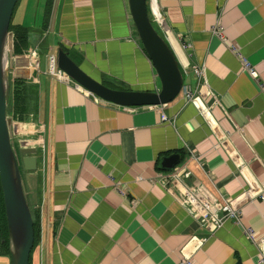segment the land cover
Returning a JSON list of instances; mask_svg holds the SVG:
<instances>
[{"label": "crops", "instance_id": "0c3cea01", "mask_svg": "<svg viewBox=\"0 0 264 264\" xmlns=\"http://www.w3.org/2000/svg\"><path fill=\"white\" fill-rule=\"evenodd\" d=\"M147 3L192 91L190 67L204 66L193 102L179 95L162 105H119L86 96L47 70L49 53L62 47L110 88H159L128 0H52L45 66L39 61V71L30 72L23 55L14 56L10 78L34 75L35 115L11 125L16 148L34 147L37 156L36 171L22 173L42 230L29 264H264L243 230L264 233V198L245 195L264 181V0H154L152 9ZM219 22L256 79L212 33ZM174 154L190 171L182 181L202 184L220 203H239L238 222L212 230L178 204L173 167L162 166Z\"/></svg>", "mask_w": 264, "mask_h": 264}, {"label": "water", "instance_id": "95a60500", "mask_svg": "<svg viewBox=\"0 0 264 264\" xmlns=\"http://www.w3.org/2000/svg\"><path fill=\"white\" fill-rule=\"evenodd\" d=\"M17 0H0V186L8 229L10 264H29L33 247V220L22 170L35 171L34 147L14 146L11 139L12 118L7 113L10 95V71L13 68L12 32L9 25ZM137 35L156 76L159 88L154 90H121L110 88L92 78L62 48L56 51V66L96 96L124 106L162 105L175 99L183 83L178 59L168 41L153 26L148 16L147 0H128ZM173 167L179 155L167 158Z\"/></svg>", "mask_w": 264, "mask_h": 264}, {"label": "built area", "instance_id": "2783aa9c", "mask_svg": "<svg viewBox=\"0 0 264 264\" xmlns=\"http://www.w3.org/2000/svg\"><path fill=\"white\" fill-rule=\"evenodd\" d=\"M148 2L152 9L154 0H148ZM153 14L155 21L160 24V19L158 18V16L154 12ZM212 33L219 38L222 44L229 48L231 53L240 61L242 68L246 70L251 77L256 79L258 74L254 66H252L248 59L241 53L240 47L227 38L223 25L220 22L213 26ZM189 47L190 44L186 41H183L181 43L182 50H188ZM36 49L37 46H35L34 48H30L26 54L29 60L28 65L32 68H37L38 64V56ZM47 62V70L50 74L55 76L58 81L64 84L73 85L76 89L80 90L86 96L97 98L92 92L88 91L87 89L79 85L77 82H75L65 71L60 68H57L55 64L54 55H48ZM190 68L197 79V86L194 91H192L187 84H183L181 86L179 95L185 102H193L195 100V98L197 97L200 82L204 76L203 65L193 64ZM161 118L164 120L166 119V117L162 113ZM189 174L190 171L187 170V161L183 160L181 163H179L173 168V172L171 173V181L178 191L175 195L178 204L182 208H184L192 218L202 223L207 222L212 230L219 228L227 219H234L237 222L240 220L241 207L239 203L235 205L229 204L228 202L220 203L215 198V196L202 184L193 181L191 183H186V181H182V179H188ZM114 188L123 196L126 194L125 190L121 188L118 183L115 185ZM245 195L247 198L257 196L263 199L264 181L259 182L255 188H253L252 186L249 187L245 191ZM243 230L248 239H250L257 246V261L260 263H264V233H261L251 227H244ZM39 237V242L41 245V228L39 232ZM182 264H191V261L186 259L185 261H183Z\"/></svg>", "mask_w": 264, "mask_h": 264}, {"label": "trees", "instance_id": "16d2710c", "mask_svg": "<svg viewBox=\"0 0 264 264\" xmlns=\"http://www.w3.org/2000/svg\"><path fill=\"white\" fill-rule=\"evenodd\" d=\"M20 2V0H17L10 25L9 30L13 33V53L15 55L22 54L26 52V50L31 46L30 40H29V29L27 26L21 25V24H14L12 21L13 14L15 12L16 6ZM52 4V0H46L45 3V9H44V21L47 22V15L50 11V7ZM150 21L152 22L153 26L157 30V32L162 36L160 30L155 26L153 23V20L149 14V11L147 9ZM45 29H46V24ZM21 60H23V65H25V58L23 57ZM35 90L34 85L31 83V81H26L23 79H17L14 78L10 83V96H9V104H8V114L11 115L13 121L15 122H25V120H29V117H33L35 115L34 112V103H35ZM183 155L181 156V158ZM182 161V160H181ZM31 211V208H30ZM32 220H33V232H34V242L33 247L31 249L30 255H29V262L31 260V253L34 249V247L38 243L39 239V224L38 220L36 219L35 215L32 213ZM0 255H7L9 256V248H8V229H7V222H6V216L4 211V203H3V196H2V190L0 186Z\"/></svg>", "mask_w": 264, "mask_h": 264}, {"label": "rangeland", "instance_id": "374dc122", "mask_svg": "<svg viewBox=\"0 0 264 264\" xmlns=\"http://www.w3.org/2000/svg\"><path fill=\"white\" fill-rule=\"evenodd\" d=\"M19 5L20 3L18 2L15 12L13 14L12 21L17 22L18 20L20 21L24 17V19L26 20L25 23L29 27L28 29H29L30 45L32 47H35V45L37 44L36 51H37L38 59L40 61V67H44L45 59H46L45 55L49 53L48 51L50 46L49 42L53 39L54 36L50 29L51 21L50 20L48 21L49 17L47 19L48 22L46 29L42 26L45 23L43 17L45 0H24L22 9L21 7L19 8ZM24 6L26 8L28 7L25 13H23ZM152 20L155 26L157 27L155 23V19L152 18ZM55 38L56 40L58 39L57 36ZM50 54H54L56 56V51L55 53H49V55ZM0 264H10V257L9 256L0 257Z\"/></svg>", "mask_w": 264, "mask_h": 264}, {"label": "bare ground", "instance_id": "6f19581e", "mask_svg": "<svg viewBox=\"0 0 264 264\" xmlns=\"http://www.w3.org/2000/svg\"><path fill=\"white\" fill-rule=\"evenodd\" d=\"M11 139H12V137H11ZM13 140V139H12ZM13 143H14V141H13ZM14 146L16 147V145L14 144ZM22 176H23V174H22ZM25 191H26V194H27V189H26V186H25Z\"/></svg>", "mask_w": 264, "mask_h": 264}]
</instances>
